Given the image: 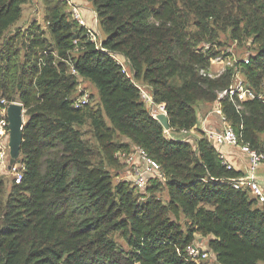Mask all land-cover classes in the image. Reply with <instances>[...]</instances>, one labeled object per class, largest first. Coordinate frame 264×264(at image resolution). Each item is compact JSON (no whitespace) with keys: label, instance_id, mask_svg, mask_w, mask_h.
<instances>
[{"label":"trees","instance_id":"obj_1","mask_svg":"<svg viewBox=\"0 0 264 264\" xmlns=\"http://www.w3.org/2000/svg\"><path fill=\"white\" fill-rule=\"evenodd\" d=\"M27 1L0 0V101L21 103L27 115L23 177L9 188L0 179V264H207L179 253L198 237H209L217 264H264V203L229 180L244 172L228 169L203 131L196 145L168 138L137 86L165 106L175 132L193 130L199 103H215L234 75L200 69L237 41L254 51L243 71L260 90L264 0H89L107 51L65 0H44V25L10 32ZM81 81L96 87L98 105L92 93L73 105ZM222 109L241 140L264 152V102L238 109L226 96ZM133 146L161 167L144 190L111 171Z\"/></svg>","mask_w":264,"mask_h":264},{"label":"built area","instance_id":"obj_2","mask_svg":"<svg viewBox=\"0 0 264 264\" xmlns=\"http://www.w3.org/2000/svg\"><path fill=\"white\" fill-rule=\"evenodd\" d=\"M68 5H70V11L72 17L79 22L80 25L86 28L87 37L96 44V47L107 51L103 45V34L100 32L99 28L88 27L80 8L73 3V0H65ZM205 48L210 47V44L203 43ZM235 47L239 46L238 42L233 43V47H226L222 49V52L211 59V66L208 69H200V73L203 76H208L211 78H216L227 71L228 68H232L233 72V82L230 87L222 90L215 102V112L218 113L222 122V129L217 132L212 129L207 130L205 133L209 139L214 143L220 152L221 156L225 160V164L228 169L234 168L233 164L225 158V152L222 150L224 146L237 147L242 153L247 156V164L245 166V172L229 180L232 182L235 188L247 187L251 191L252 195L256 197L259 203H264V187L259 179V168L264 163V152L255 149L250 146L249 143H244L239 134L236 132L234 127L228 123L227 118L222 109V99L226 96L236 105L238 109L242 108L245 101L250 99H258L264 102V82L260 90L255 89L248 82L243 68L246 64H249L252 59L254 51L243 47L244 50H240L239 53L235 51ZM113 56L120 62L124 70L131 76L128 70L129 62L124 57L121 58L120 54H113ZM71 71L73 74L77 75L78 72L74 65L71 64ZM137 84V83H136ZM142 92V97L150 108V112L153 117L157 119L159 113H167L165 106L163 104H157L159 110H155V101L153 99L152 93L147 89L145 85H137ZM91 101V94L88 90L78 88L76 96L73 99V105L76 108L84 107ZM8 102L5 98L0 101V142L7 135L9 131V118H8ZM190 131L191 130H181L175 132L171 127L165 129V135L168 138L190 141ZM117 156L123 160L125 163L130 165L134 171V182L133 185L140 190H144L150 177L159 176L162 177L160 172L159 162L151 157L148 152L141 146H133L131 151H120ZM9 158L8 151L0 145V166L6 165ZM24 166L15 172V181L20 182L23 177ZM187 260L195 261L196 263H201L207 261L209 258L215 260V255L209 251L201 242L194 241L189 243L185 249L184 253H181Z\"/></svg>","mask_w":264,"mask_h":264},{"label":"rangeland","instance_id":"obj_3","mask_svg":"<svg viewBox=\"0 0 264 264\" xmlns=\"http://www.w3.org/2000/svg\"><path fill=\"white\" fill-rule=\"evenodd\" d=\"M45 6H46V2L44 0H28L27 3L24 4L23 15L21 19L12 27L10 32H14L16 29H19V28L21 29L27 28L34 20H37L38 22L44 25ZM222 38L225 41H227L226 42L227 44H230V40L226 34L222 35ZM226 46L233 47V43H231L230 45H226ZM240 50H244L243 46L235 47V51L237 53H239ZM128 70L130 71V65H128ZM78 88L88 90L90 93H92L93 98H92L91 104L94 106L98 105L99 96H98L97 89L93 84L89 83L88 81H81ZM200 104H204V106L199 107ZM198 107H199V110H201V112L200 111L199 112L203 115H209L208 113L215 112V108H216L214 102H200ZM154 109L159 110V107L157 104L155 105ZM24 119L26 122L27 120L26 113H25ZM84 130L87 131L86 136H89L90 133L88 130H90V127L86 125L84 127ZM261 139L264 142V134L261 135ZM192 144L194 145V142H192ZM0 145L4 147L9 153V158H8L6 165L0 166V179H4L7 184V188H9L11 186V182H12V179L14 178L15 172L17 171V169L21 167V162H19L21 152L17 156L12 155L11 147H10V132L9 131H7V135L4 137V139L1 140ZM12 158H15V162L13 164L11 163ZM111 171L114 175L115 182L122 180V179L128 180L131 183L134 182V171L132 167L128 165L127 163L122 164V166H120L119 168H111ZM162 199L166 201V193H163ZM206 262L207 264H217L212 257L209 258Z\"/></svg>","mask_w":264,"mask_h":264},{"label":"crops","instance_id":"obj_4","mask_svg":"<svg viewBox=\"0 0 264 264\" xmlns=\"http://www.w3.org/2000/svg\"><path fill=\"white\" fill-rule=\"evenodd\" d=\"M73 3L80 8L82 17L84 18L87 26L91 28H99L100 32L102 33L96 15V11L95 8L93 7L92 2L89 0H73ZM121 58L124 59L122 55ZM202 106H204V104H200L199 107ZM199 107L197 108V113L199 117L198 126L190 131V142L191 143L194 142V145H196L198 138L201 137V131L206 132L207 130L212 129L214 131L219 132L223 128L218 113L213 112V113H208L209 115H203L200 113L201 110H199ZM222 150L225 152V158L233 164L235 169L245 172V166L247 164V156L244 153H242L240 149H238L237 147L224 146ZM258 172L260 176L264 177V163L260 166ZM208 239L209 237L207 238L198 237L197 241L201 242L205 247H207Z\"/></svg>","mask_w":264,"mask_h":264},{"label":"water","instance_id":"obj_5","mask_svg":"<svg viewBox=\"0 0 264 264\" xmlns=\"http://www.w3.org/2000/svg\"><path fill=\"white\" fill-rule=\"evenodd\" d=\"M25 111L26 109L19 102H11L8 105V118H9V132H10V147L13 156H17L21 152V145L23 141V128L25 125ZM159 122L165 129L170 128L169 117L167 113H159L157 116ZM21 160H19L20 162ZM15 162L12 158L11 163ZM264 187V177L259 176Z\"/></svg>","mask_w":264,"mask_h":264}]
</instances>
